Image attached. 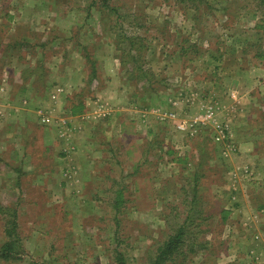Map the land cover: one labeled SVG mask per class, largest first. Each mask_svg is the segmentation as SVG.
<instances>
[{
    "label": "rangeland",
    "instance_id": "374dc122",
    "mask_svg": "<svg viewBox=\"0 0 264 264\" xmlns=\"http://www.w3.org/2000/svg\"><path fill=\"white\" fill-rule=\"evenodd\" d=\"M193 3L0 0V45L15 66L13 94L25 92L21 80L31 66L41 69L29 106L13 96L7 138L13 136L14 146L9 159L0 155V248L14 216L19 235L15 252L0 264H148L192 207L202 211L199 226L167 264H264L262 13L255 0ZM8 12L16 21L5 18ZM55 57L60 72L58 63H45ZM92 70L91 84L77 86L82 91L58 108L79 114L78 104L98 90L114 104L125 97V108L141 110L137 123L124 126V116L114 122L112 114L90 128L93 144L101 143L96 176L65 186L61 152L40 146L42 126L24 122V108H53L48 93L55 85ZM120 84L126 94L116 89ZM217 102L216 121L228 129L224 142H215L211 123L191 127ZM163 112L177 122L161 119Z\"/></svg>",
    "mask_w": 264,
    "mask_h": 264
},
{
    "label": "crops",
    "instance_id": "0c3cea01",
    "mask_svg": "<svg viewBox=\"0 0 264 264\" xmlns=\"http://www.w3.org/2000/svg\"><path fill=\"white\" fill-rule=\"evenodd\" d=\"M8 13L9 14H7V16L5 15L6 16L5 18L9 20L15 19L16 21V16H13V14H11L12 12H8ZM4 23H6V21H4ZM42 29H45V27L42 26ZM29 33L31 32H28L29 37L25 40L26 43H29L31 41L30 40L31 34ZM13 43L18 44L17 41H14ZM5 47H6L5 45L4 46L2 44L0 45V60L3 59L2 62L5 64V68L1 70V74H0V129H1L0 155L3 158L9 159L11 153L8 154V150L11 147V145L14 146V144L12 143L14 140L13 136L11 135L9 139L7 138L9 135L8 132H9L10 124L12 122L11 119L13 118L12 117L13 116L12 108L14 105L13 96L21 95V97H23V99H21V106L23 107L29 106L30 105L29 100H31V98H34L36 96L35 83L36 81L38 83L39 80L41 79V69L37 73L38 67L31 66L29 70V74L31 75L29 76L25 75L21 80L24 83V85H26L24 86L25 92L21 94L18 93L13 94V86L10 80L13 71L15 72V70L13 69V67L15 66L13 65L12 57L10 60L7 61L5 60L4 58L5 54L9 53L6 52L8 50ZM45 63L47 65H53V66L54 65L56 66L58 63L56 70L60 72L59 70L62 65L61 59L56 60L55 57L52 62L47 63L45 61ZM27 67H29V65ZM45 67L47 68V66L44 64L41 68H45ZM51 71L52 70H50V72ZM92 71L86 73L85 75H83L82 72H78L77 76H73V77H71L72 76L71 74V76L68 78V80H70L71 83L70 85H64V87L62 84L55 85L53 87L54 89L50 90L48 93L49 102H51L53 108H45L42 106H37L36 108H24L29 110L28 111L29 114L26 115L24 122H26V120H35L36 122H38L40 126H42L41 127L42 129L40 130V134L42 135L40 136V140H39L40 146L48 147V148L53 146L55 148L53 151L56 152L58 151L59 154L61 152V156L59 160L63 161L64 167L61 169L60 176L62 179L61 182L64 183L65 186L67 184L71 185L72 181L73 182L75 181V184H78L79 176L81 177L91 176L90 180L92 181V179H94L96 176L95 168L101 164V158H99V154L101 153V145H100L101 143L93 144V141L88 136V134H90L88 130L94 127V125H103L106 120L111 118L112 114H113L112 115L113 121L119 120L122 116H124L123 119L121 118V120H119V124H124V126H126L128 123H132L133 121H134L133 123H137V121L135 120L139 118V114H140L139 112L141 110L138 108L133 109L135 108L134 106L125 108L124 106L129 103L126 102V98L123 97L124 95L122 96L123 98L121 97L122 100L120 99L118 101V103L120 102V104L117 103L114 104V101L111 102L108 98L102 96L101 91L99 92L98 90H95L96 95L93 96L91 100L87 99V101H85L84 103L80 102L78 104V106L81 107L83 106V110L79 114H75L76 113L75 107L66 108V113L63 110V108H58V106L63 104L65 98L71 97L74 93H76L77 90H79V92L82 91V89H78L77 86L86 87V84L88 83L91 84V79H89V77H91ZM45 79L47 80L48 76ZM64 79L65 78L57 79V81L62 82ZM50 80L52 79L47 80V82ZM116 89L118 91L122 90L124 94L127 93V88L122 84H120ZM232 93H233L232 97L233 98L236 97V99H238L237 95L239 96V94L238 93L235 94V92ZM124 103L126 104L124 105ZM73 104L76 105L77 103H73ZM122 113L123 114L126 113V115L125 114L123 115ZM127 113H130V116ZM43 115H48L50 117L51 121L48 125L41 123V117ZM79 132L82 133L78 136V139L74 140V137ZM52 174L53 173L51 172L49 173L51 179H53Z\"/></svg>",
    "mask_w": 264,
    "mask_h": 264
},
{
    "label": "trees",
    "instance_id": "16d2710c",
    "mask_svg": "<svg viewBox=\"0 0 264 264\" xmlns=\"http://www.w3.org/2000/svg\"><path fill=\"white\" fill-rule=\"evenodd\" d=\"M191 2L193 5V0H175L176 3L181 5H186L188 2ZM257 8L261 11L262 16L261 20L258 22L257 28L261 29V33L259 34L260 40L264 41V0H255ZM113 12H116V10L112 9ZM118 16V15H117ZM132 47V45H131ZM133 50L135 47H132ZM130 50L131 55H134L137 50L132 54V51ZM136 55V54H135ZM136 63V62H135ZM92 75L90 77L91 81L95 77V72L92 71ZM196 214V215H195ZM200 214H202V211L200 208H194L192 207L187 214L185 221L183 224H181L177 230L172 234V236L169 237V239L163 243V245L157 249L156 254L149 260L148 264H167L168 262H172L176 260V258L183 254V250L185 248L186 242L189 240L188 236H192V226L195 225V227H198L199 224H195L196 219H199ZM199 215V216H197ZM8 227L6 232L7 234L10 233L9 239L2 245L0 248V258H6L10 255V253H14V247L19 242V235L17 234V231L15 229V216L13 220L9 223L8 221ZM190 252H194L193 250V243L190 245Z\"/></svg>",
    "mask_w": 264,
    "mask_h": 264
},
{
    "label": "built area",
    "instance_id": "2783aa9c",
    "mask_svg": "<svg viewBox=\"0 0 264 264\" xmlns=\"http://www.w3.org/2000/svg\"><path fill=\"white\" fill-rule=\"evenodd\" d=\"M193 96H195V95L194 94L190 95V97H193ZM188 102H189V100H188ZM220 111H221V106L219 105L218 102L210 104L204 110V113H205L204 116H199V117L195 118L192 121L191 127H193L194 125H198V124L206 125V124L211 123L212 126L215 129V136H214L215 142H224V141H226V139H227V131H228L227 126L222 124V123L219 124L216 121V115ZM142 117H143V119L145 118V116H142ZM159 117H161V119L170 120V121H172L174 123L177 122L176 116L172 112L159 113ZM50 121H51V119H50V117L48 115H43L41 117V123L42 124L48 125L50 123ZM177 128L179 130L184 131V130H186L187 127H185V123L183 121H181V122L178 121Z\"/></svg>",
    "mask_w": 264,
    "mask_h": 264
}]
</instances>
